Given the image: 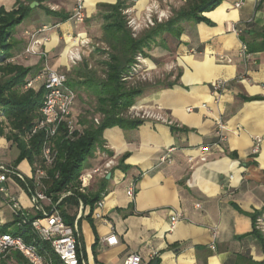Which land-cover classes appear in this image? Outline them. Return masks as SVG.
Instances as JSON below:
<instances>
[{"label": "crops", "instance_id": "crops-1", "mask_svg": "<svg viewBox=\"0 0 264 264\" xmlns=\"http://www.w3.org/2000/svg\"><path fill=\"white\" fill-rule=\"evenodd\" d=\"M91 1L85 0L87 20L103 28L107 23L103 13L109 14L110 7L122 4L123 14L126 10L130 14L122 15L123 20L138 23L144 21L146 8L158 7L161 0ZM238 1L222 0L214 11L204 13L211 25L187 26V34L174 53L166 45H160L158 52L148 50H153L156 58H169L166 70L170 80L145 91L137 98V107L168 122L146 117L137 127L105 130L103 148L84 169L114 162L106 182L98 177L87 191L96 194L103 188L105 206L100 211L103 219H95L90 207L82 210L81 254L86 264H123L133 253L142 256L143 264L264 262V233L258 225V220L264 219V0H246L240 9L235 7ZM14 3L0 0V7L10 8ZM34 3L38 4L34 9L52 5L55 13L73 15L72 0L34 1L30 7ZM48 21L50 24L26 29L25 33L52 27L40 37H50L44 41V49L49 55H59L52 67L58 71L69 66L73 44L68 34L89 37L82 26L72 25L70 20L57 24L48 16ZM63 41L65 45H61ZM243 43L249 49L246 58L239 56ZM147 61L150 70L158 74L156 63ZM218 81L226 82V87L215 93L213 86ZM219 122L224 125L223 140ZM11 147L12 143L0 135V150ZM207 147L209 150L203 152ZM171 149V161L162 163ZM0 166L13 168L12 164ZM34 169L30 177L19 174L32 183ZM10 176L0 183V190L7 191L0 192V231L13 228L14 232L15 218L8 205L11 199L22 208L24 203L29 205L23 208L28 214L34 212L29 187L21 189L23 183ZM131 187L134 198L128 195ZM80 208L73 207V213L66 209L76 219ZM174 214L182 218L171 228ZM111 236L118 244L109 247L103 239ZM2 264L30 263L12 252Z\"/></svg>", "mask_w": 264, "mask_h": 264}, {"label": "rangeland", "instance_id": "rangeland-1", "mask_svg": "<svg viewBox=\"0 0 264 264\" xmlns=\"http://www.w3.org/2000/svg\"><path fill=\"white\" fill-rule=\"evenodd\" d=\"M21 0H15V3L12 7H4L5 11L8 13L18 9V5ZM89 0H87L88 2ZM90 3L92 1L90 0ZM134 3V2H133ZM132 3V4H133ZM188 0H161L158 5L157 10L152 12L153 25H147L146 18L149 15L148 8H146L145 19L142 22H138V30H135L133 27L129 26L130 18L125 21L128 31L131 33L133 39L137 40L146 34H148L153 29H156L160 24H165L177 15L184 8H188ZM28 5V4H26ZM48 7L32 9L33 11L27 19H25L21 24L13 27L11 29V38L9 45L11 46V51L13 56L11 59L3 64L0 67V94L5 97H12L19 100H24L27 95V90L21 86H8L6 82L12 78L15 74L11 66H21L23 68L31 69V75L28 80L35 78L39 75L45 68V65L48 64L51 68L54 67L58 60L59 55L53 53L51 55L47 54V58L43 56L45 52L44 44L40 49L38 55H28L25 54V50L31 42V35L26 34V29H34L35 26H42L43 24H50L48 21V9L55 11L56 8L52 5H47ZM85 7L87 8L88 5ZM94 8H90L91 10ZM128 10L123 12L121 15H129ZM102 12V10H101ZM133 15V14H132ZM131 15V16H132ZM204 14H202L203 16ZM159 16L162 18L159 19ZM97 20V19H96ZM99 20V19H98ZM96 23L95 21H93ZM72 25L82 26L83 30L87 33V43L84 48H80L82 55V60L77 63V65H69L66 67L59 68L58 71L67 75L71 85L75 88L74 90L77 93V101L74 108L75 113V127L77 129V137H81L85 134V131L89 128H96L103 125L105 122H109L112 117L120 118L123 120H144V113H148L143 108L137 107V97L131 98V105L126 106L123 104L127 100V93L129 92H142V94L152 88H157L160 84L169 82V75L166 70V66L169 64V58L166 56H161L162 58H156L154 56L153 50L160 51L162 50L161 46L166 45L170 48L171 52H175L180 45V41H183L184 36L187 34L184 30L187 26L195 23V21H184L180 24V27L183 29L182 33L177 39L169 34H161V36L156 38V44L152 46V51L146 49L145 52H139L133 55V60L129 66L123 64L124 60V46L121 43L118 45L116 51L112 50L110 45L107 42V33L103 28L93 25L92 21L86 20L82 25H76L73 21H70ZM52 24V23H51ZM106 25V21L105 24ZM35 31L33 34H35ZM70 33L68 34V36ZM72 35V34H71ZM61 36H64L61 34ZM76 36V35H74ZM49 39V36L45 37ZM37 39H41L40 35L37 36ZM179 41V42H178ZM165 43V44H164ZM61 45H65L63 41ZM172 53V54H173ZM118 60V63L114 58ZM167 61H166V59ZM173 57V55H171ZM148 59H151L156 63L159 73L156 75L149 68ZM158 59V60H157ZM59 66V65H58ZM57 66V67H58ZM116 83V84H115ZM35 92L40 91L39 86L37 85L34 89ZM141 94V95H142ZM125 95V96H124ZM140 95V96H141ZM114 97H119L118 104L114 102ZM1 121H4L1 118ZM4 129L6 133L10 132V126L5 124ZM66 133V132H65ZM28 135V134H27ZM64 134H59L54 142V146L57 150V160L59 156L57 141ZM67 136V134H66ZM104 140V138H103ZM11 148H6L0 150V165L12 164L13 169L17 173L25 174L30 177L32 169L40 164L38 162L31 163L29 160H19L20 150L16 144L13 142ZM104 145V143H103ZM91 159H88L85 168H87L88 163ZM10 179L14 180V176H10ZM97 179H100L97 177ZM96 179V180H97ZM95 180V181H96ZM103 181V179H100ZM94 181V182H95ZM93 185V184H92ZM92 185L90 187H92ZM21 189L27 191L24 185H19ZM90 190V188H89ZM92 194V192H89ZM29 208V205L23 204V208ZM69 213H73V206L67 205L66 207ZM24 209V210H25ZM26 212V211H25ZM28 213V212H26ZM13 228L10 230V233H13Z\"/></svg>", "mask_w": 264, "mask_h": 264}, {"label": "built area", "instance_id": "built-area-1", "mask_svg": "<svg viewBox=\"0 0 264 264\" xmlns=\"http://www.w3.org/2000/svg\"><path fill=\"white\" fill-rule=\"evenodd\" d=\"M73 1V15L69 19L76 25H82L87 20V13L85 7V0H72ZM122 2L134 1V0H120ZM246 0H239L235 7L240 9ZM158 7L148 8L149 15L146 18L147 25H153L152 12L157 10ZM162 16H159L161 19ZM129 26L138 30L137 21L134 19L129 20ZM52 31V27L44 26L37 30L35 34H32L30 44L25 50V54L38 55L42 48L44 41L49 39H37L38 35L46 34ZM234 32L237 35L241 34V31L234 28ZM72 41L77 42L69 54L68 65H77L82 60L80 48H84L87 43V39L80 36L69 35ZM249 53L247 44L243 43L239 56L246 58ZM45 59L48 57L47 53H44ZM221 60H225L228 63L232 62L229 57H221ZM67 75L60 73L57 70L51 68L48 64L45 65L44 70L35 78L28 80L25 89H34L37 85L39 89H44V102L39 113L40 118L36 121L32 129L27 135V139H30L39 134L44 135V142L41 149V163L34 169V177L32 178V186H28L31 192L33 212L38 214L31 223V236L33 238L32 243H27L24 238L13 233L6 232L0 233V264L3 260L12 252L21 254L30 264H54L52 257L44 254L43 246H48L54 255L59 259L61 264H86L83 255L81 254L82 242H81V230L80 220L82 218V210L84 205L80 203V213L76 217L74 223L69 225L65 222L61 211L58 209V205L67 197L73 196L71 192L60 195V200L54 204L53 198L47 194L46 181L50 180L49 170L54 168L57 161V150L54 146L55 139L58 137L61 131V127L65 126L67 130V138L74 139L76 137L77 129L75 127V113L74 108L77 101V93L72 89L69 84ZM226 87V82L218 81L214 84L213 89L215 93H219ZM152 118L157 121L168 122L161 115L153 113H144L143 118ZM224 125L218 123V133L223 140ZM214 146H218L215 144ZM209 148H204L203 152L208 151ZM174 151L171 149L168 154L164 156L161 161L166 163L171 161L170 154ZM256 152V149H255ZM192 160V159H191ZM203 160H205L203 158ZM114 162L110 160L103 166L95 167L91 170H83L79 177V191L87 193L88 189L92 185L93 181L97 177L103 179L109 174L113 168ZM10 175H14L22 182H26L25 177L17 173L13 168L6 166H0V183L7 181ZM59 175H57V178ZM1 193H7L2 188ZM128 195L131 198L135 197L134 187L129 188ZM10 210L14 217L18 220L19 226L27 222L29 216L24 211L20 203L16 199H11L9 202ZM105 206L104 199H101L92 210V216L95 219H103L101 210ZM199 207V206H198ZM50 210V211H49ZM181 214H174L171 217V228L181 220ZM259 229L264 233V219L258 220ZM103 243L109 247L118 244L115 236H111L103 239ZM156 256L152 254V259ZM123 264H143V258L138 253H133L124 261Z\"/></svg>", "mask_w": 264, "mask_h": 264}, {"label": "trees", "instance_id": "trees-1", "mask_svg": "<svg viewBox=\"0 0 264 264\" xmlns=\"http://www.w3.org/2000/svg\"><path fill=\"white\" fill-rule=\"evenodd\" d=\"M34 1L40 4L48 0H21L19 7L11 12L5 11L4 7H0V67L7 63L13 56L9 41L11 38V29L21 24L25 19L29 17L33 11L30 4ZM222 0H188V8L181 10L173 19L165 24H160L156 29H153L145 36L135 40L131 36V33L126 27V22L121 15L122 4L110 7V13L104 12V18L107 20L104 29L107 35V42L116 51L119 43L124 46V62L126 66H129L133 60V55L139 52H145L146 49H151L156 44V38L160 34L168 33L177 39L182 33L180 24L186 20L195 21V23L204 22L208 25L211 23L202 16V14L214 11ZM28 4V5H26ZM41 6V5H40ZM48 11V16L58 21L57 24L67 22L71 17L64 14H59ZM179 42V41H178ZM116 63L119 59L114 58ZM14 76L10 78L6 85L8 86H21L24 87L31 75V69H26L21 66H11ZM72 89H75L71 82H68ZM116 84V83H115ZM142 92H129L127 93V100L123 103L126 106H130L131 98L140 96ZM125 96V95H124ZM115 104L119 101V97H114ZM44 102V89L38 92L32 89L27 90V95L24 100L15 99L12 97L1 96L0 94V118L4 121H0V135L6 137L9 142L16 144L21 152L19 160H29L31 163H41V149L44 142V135L39 134L30 139H27V134L30 132L36 121L40 118V109ZM10 126V132L6 133L4 125ZM143 122L141 120H123L120 118L112 117L109 122H105L100 127L89 128L85 131V134L81 137H75L74 139H68L66 134L67 130L65 126L61 127V134H64L57 141V148L59 152L58 160L54 168L49 170L50 180L45 182L47 187V194L53 198L54 204L60 200V195L71 192L73 196L65 198L59 205L58 209L65 222L72 225L75 221V217H72L66 208L67 205L73 207H79L80 203L85 208L90 207L91 210L95 208V205L103 198V188L96 194L82 193L79 191V177L85 169V164L88 159L94 158L95 154L103 148V134L105 130L121 127H137ZM66 132V133H65ZM56 140V139H55ZM88 166V165H87ZM57 175L59 177L57 178ZM22 182V181H21ZM106 179H103V183ZM24 187L28 190V186H32L29 181L22 182ZM50 211V210H49ZM38 214L28 216L26 223L22 226L17 225L18 220L15 218L14 225L16 230L14 235L21 236L27 243H32L33 238L31 236L30 223L37 217ZM262 216V214L258 215ZM90 219V217H88ZM8 232L7 228H4L0 233ZM43 253L52 257L54 264H61L59 259L54 255L48 246H43ZM261 264H264L261 263Z\"/></svg>", "mask_w": 264, "mask_h": 264}, {"label": "bare ground", "instance_id": "bare-ground-1", "mask_svg": "<svg viewBox=\"0 0 264 264\" xmlns=\"http://www.w3.org/2000/svg\"><path fill=\"white\" fill-rule=\"evenodd\" d=\"M69 39L71 40V42H72V44H73V47L76 46L77 42L72 41V39L70 38V36H69ZM71 50H72V49H71ZM71 50L69 51V54H70Z\"/></svg>", "mask_w": 264, "mask_h": 264}, {"label": "water", "instance_id": "water-1", "mask_svg": "<svg viewBox=\"0 0 264 264\" xmlns=\"http://www.w3.org/2000/svg\"><path fill=\"white\" fill-rule=\"evenodd\" d=\"M38 4L37 3H34L31 5V9H34Z\"/></svg>", "mask_w": 264, "mask_h": 264}]
</instances>
